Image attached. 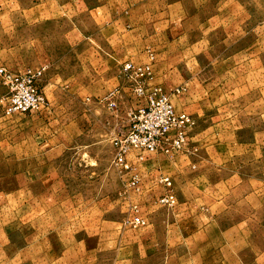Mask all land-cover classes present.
<instances>
[{
    "label": "rangeland",
    "instance_id": "374dc122",
    "mask_svg": "<svg viewBox=\"0 0 264 264\" xmlns=\"http://www.w3.org/2000/svg\"><path fill=\"white\" fill-rule=\"evenodd\" d=\"M246 1L253 23L264 19V0ZM59 6L69 0H0V67H45L39 88L48 102L7 116L0 78V264H264L262 64L214 86V69L229 71L231 63L202 55L204 115L181 111L187 95L174 99L195 121L187 148L144 161L130 156L140 179L132 186L131 174L113 165L112 133L135 100L118 113L104 103L100 66L111 48L85 13L44 18ZM256 33L234 47L213 41L207 56L244 54ZM163 177L173 182L174 208L159 203ZM133 206L145 227L124 226Z\"/></svg>",
    "mask_w": 264,
    "mask_h": 264
},
{
    "label": "crops",
    "instance_id": "0c3cea01",
    "mask_svg": "<svg viewBox=\"0 0 264 264\" xmlns=\"http://www.w3.org/2000/svg\"><path fill=\"white\" fill-rule=\"evenodd\" d=\"M95 1L94 4L90 0H69L68 8L59 6L54 9L56 13H45L44 18L69 16L71 19L85 13L100 27L104 34L103 45L111 48L112 54L100 66L102 76L98 82L101 86L99 94L107 96L115 89H120L122 97L118 99L119 108L127 110L132 99L130 84L123 76V65L126 62H148L146 48L157 55L153 64L154 82L169 90L186 88L182 94L187 95L186 105L181 111H190L198 119L204 115L200 100L204 89L208 87L203 81L205 67L200 66L202 55L214 64L231 63L229 71L223 70L226 74L224 77L218 75L223 74L221 66L219 70L214 69L215 79L220 80L214 86L232 83L228 80L223 85L222 80L234 76L233 73L239 68L247 73L248 64H252V68L254 63H261L264 68V19L253 23L255 10L245 3L246 0ZM77 31L78 25L73 26L69 31L70 36ZM255 32L257 39L245 44L244 54L241 51L229 56H207L213 41L217 45L234 47L240 41L251 40ZM127 50L133 53L129 55ZM239 63L245 66H238ZM236 85L239 86V83Z\"/></svg>",
    "mask_w": 264,
    "mask_h": 264
},
{
    "label": "built area",
    "instance_id": "2783aa9c",
    "mask_svg": "<svg viewBox=\"0 0 264 264\" xmlns=\"http://www.w3.org/2000/svg\"><path fill=\"white\" fill-rule=\"evenodd\" d=\"M154 61V54L149 53L148 63L139 65L126 62L122 69L123 76L130 84L135 104L128 110L126 120L118 122L112 133L115 150L113 165L121 174H131L132 186H136L140 179L136 169L129 164L130 156L144 161L149 153L173 156L182 152L188 146L189 133L195 125L189 114L179 112L174 105V98L182 95L186 88L180 87L169 91L156 84ZM45 69L27 68L23 72L12 73L5 67H0V78L8 90L4 100V113L7 116L30 114L48 106L39 88ZM121 97V90L115 89L104 97L103 101L110 110L118 113V99ZM189 152L195 154L197 148H191ZM161 182L166 192L159 203L164 207L174 208L177 205V198L173 192V182L170 177H163ZM146 225L147 221L140 215L138 207L133 206L124 226L139 229Z\"/></svg>",
    "mask_w": 264,
    "mask_h": 264
}]
</instances>
